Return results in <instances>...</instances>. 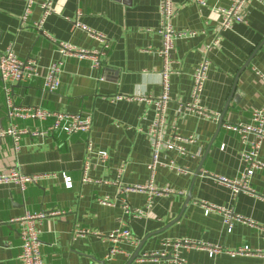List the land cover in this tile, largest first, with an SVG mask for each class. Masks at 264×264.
<instances>
[{
	"label": "crops",
	"instance_id": "0c3cea01",
	"mask_svg": "<svg viewBox=\"0 0 264 264\" xmlns=\"http://www.w3.org/2000/svg\"><path fill=\"white\" fill-rule=\"evenodd\" d=\"M159 1L54 0L58 12L49 15L39 30L34 24L41 19L43 0H35L25 23L22 18L26 0H0V51L13 45L20 59H34L40 66L39 77L12 83L15 102L92 114L89 138L95 149L88 155V135L82 132H57L44 137L28 134L19 151H15L12 138H0V173L19 166L29 175H49L28 184L24 191L16 183H0V264H23L19 259V227L13 220L27 211L65 212L46 218L39 226L45 264H180L169 256L157 261L139 258L144 253L166 251L165 241L187 238L231 250L249 245L264 253V169H257L250 179L255 193L240 192L236 197L232 189L216 179L238 178L246 167L241 159L246 146L240 135L224 124L249 123L252 110L264 106V3L257 0L247 6V21L234 23L224 32L221 45L210 53L211 66L201 105L218 113L217 121L194 112L180 116L176 108L191 100L200 48L212 40L221 20L216 8L229 7L232 0H207L206 5L176 0L179 10L175 27L196 34L181 36L175 42L167 122L176 124L183 136L199 138L185 144V154L176 149L161 152L164 162L174 161L188 169L179 172L169 166L157 167L155 185L170 187L176 193L155 196L152 208L144 216L126 213L124 209L126 203L131 208L146 207L147 193L125 194L119 190L126 185L144 184L150 178L152 149L146 132L155 111L147 101L116 97H158L162 93ZM77 18L109 40L103 67L96 68L90 60L77 56H66L59 89L45 90L43 76L50 65L61 59L56 41L90 50L103 47L87 31L73 27ZM3 87L0 78V131L11 124ZM14 122L30 130L46 129L52 123L36 119ZM98 149L108 151L106 162L98 160ZM87 159L91 181L83 182ZM259 159L264 163V142ZM121 166L125 167L123 171ZM64 174L72 178L71 188L66 187ZM104 198H109L112 205L102 204ZM203 201L231 209L256 225L234 219L229 231L224 213L206 214ZM121 227L130 229L139 243L121 241L120 251L109 259L112 243L104 235ZM179 256L184 264H264V256H234L226 251L210 256L207 250L188 247H181Z\"/></svg>",
	"mask_w": 264,
	"mask_h": 264
},
{
	"label": "built area",
	"instance_id": "2783aa9c",
	"mask_svg": "<svg viewBox=\"0 0 264 264\" xmlns=\"http://www.w3.org/2000/svg\"><path fill=\"white\" fill-rule=\"evenodd\" d=\"M199 5H206L207 0H194ZM251 0H232L229 7H217L216 11L221 14V20L216 28V33L211 41L205 43L200 48L201 58L198 65L193 72V88L191 92V100L187 103H180L176 108V113L180 116L187 115L188 113H198L202 117L219 120L218 113L210 112L201 105V97L205 88L206 81L211 66L210 53L213 49L221 45L223 34L230 29L234 23L246 22V10ZM263 2L264 0H257ZM35 0H26V7L23 15V22L25 23L32 11ZM42 16L41 19L34 24L36 29H41L46 18L57 13L54 5V0H43L41 3ZM159 9L161 14V27L159 33L162 39V47L158 53L163 57V69L160 73L162 79V93L158 97L153 96H136V97H123L117 96L116 99H135L138 98L142 101H147L154 106L155 117L150 124L147 135L150 140L152 149V161L150 163L151 175L149 180L144 184L126 185L119 190L121 193L129 192H145L148 195L145 209L131 208L129 204L124 205L126 213H131L135 216L147 215L153 206V199L158 195H168L176 193L170 187H157L155 185V173L158 166H169L179 172H188V169L180 165H176L174 161L161 160V152L165 149H176L182 154L186 153V143L195 142L198 140L197 135L183 136L179 133L176 124L169 125L167 122L168 105L171 102L170 96V77L175 73L173 58V51L175 48L176 40L181 36H193L195 31H181L174 25V18L176 17L179 6L176 0H160ZM81 11L78 12L80 16ZM74 28H80L87 31L89 35L102 42V49L90 50L77 47L71 43L56 41L57 47L61 54V59L50 65L44 77L43 87L45 90L55 92L61 85V73L64 65V58L67 56H77L81 59L90 60L92 65L96 68L103 67V60L105 52L110 46V42L106 35L97 32L84 23L80 19L73 21ZM40 76V66L34 59L22 60L18 57L14 50V46L10 45L4 52L0 51V78L3 81L4 99L7 111V116L11 121L8 128L0 131V138L10 137L13 141L15 151L21 148V141L25 135H32L37 137H44L53 135L57 132L65 134L85 133L88 135L86 140V149L88 155L95 153L94 144L89 138L92 130L93 116L92 114L71 113L51 110L43 106H22L15 102L13 97V82H21L27 79H33ZM264 78V77H263ZM104 79V76L101 77ZM16 119H36L39 121L51 120L52 123L46 129L30 130L27 127H20L14 122ZM13 121V122H12ZM225 128L237 132L244 145L245 149L241 153V159L246 167L241 176L235 179H229L223 176H217L218 182L232 189V194L236 197L240 192L255 193L250 187V179L257 169H264V163L259 159V153L262 143L264 142V106L255 108L251 113V121L249 123H225ZM252 136L251 140H248ZM223 147V146H222ZM98 160L104 163L109 158L108 151L98 149L96 151ZM121 166L120 170H124ZM90 162L87 159L83 168V182L91 181L89 176ZM55 176V175H53ZM64 176L65 185L68 188L73 186L72 178L66 174ZM56 177V176H55ZM44 178H49V175H29L22 171L19 166L12 167L8 172L0 173V183H16L24 191L26 186L30 183H38ZM179 194L182 192H178ZM104 205H112L109 198L101 199ZM202 207L206 214L214 211L224 213V223L228 226V230H232L233 220L248 221L251 225H256L255 221L246 219L242 215L234 213L231 209L219 206L206 201L202 202ZM64 211L51 210L48 212H30L27 211L25 215L17 217L13 221L18 224V232L22 241L19 259L23 264H45L42 257L41 250V230L39 226L48 217L58 216L64 214ZM97 234V233H96ZM106 239L111 241L108 258H112L120 251L119 243L121 241H128L132 244L138 245L139 239L127 227H121L104 235ZM168 249L164 252L144 253L140 256L141 261H157L159 257L169 256L172 260L184 264L179 256V249L181 247L196 248L207 250L210 256L217 255L221 252H228L231 255H259L264 256L259 250L252 249L249 245L238 247L231 250L226 249L219 244H210L203 241H196L193 239H176L165 241Z\"/></svg>",
	"mask_w": 264,
	"mask_h": 264
}]
</instances>
